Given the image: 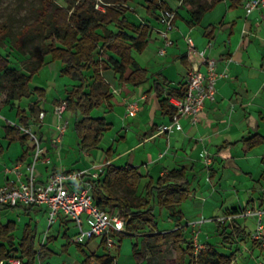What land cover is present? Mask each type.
Returning <instances> with one entry per match:
<instances>
[{
    "label": "crops",
    "instance_id": "0c3cea01",
    "mask_svg": "<svg viewBox=\"0 0 264 264\" xmlns=\"http://www.w3.org/2000/svg\"><path fill=\"white\" fill-rule=\"evenodd\" d=\"M98 1L102 3L101 0ZM152 1L128 0L127 3L130 11L129 19L143 26L145 22L151 30L147 48L142 53H133L138 65L147 71L148 80L141 85L128 83L127 79L132 73L131 70L126 72L122 80L112 69L102 73L109 85L111 96L109 103L104 104L102 108L106 107L111 117L114 116L116 120L103 118L112 126L111 131L116 127L115 123L120 122V125L119 131L111 134L109 148L104 151L99 164L93 165L90 169L77 170L53 161L60 158L62 163L65 162L62 158L65 152H68L66 147L71 142L68 128L60 143H55L57 137L55 108L58 105L54 106V101L65 99L66 92L78 85L77 81L65 85L63 88L65 91H59V94H63L62 97L55 99L49 107L43 105L46 97L40 98L35 95V102L28 108H21L18 111L23 110L29 113L32 104H40V116L29 126L42 140L44 150L35 165V178L39 184H46L50 176L55 173L89 171L91 174L100 175L108 164L118 167L127 165L138 167L139 172L146 177L143 184L149 179L157 180L173 170L186 168L191 183L190 198L198 194L197 189L193 188L196 182L202 192L209 194L210 200L216 199L215 210L225 212L224 218H222L223 215L209 218L202 216L200 221H191L189 224L186 223V214L182 209L184 203L179 207L185 216L183 225L188 227L187 240L190 239L188 235L192 239L191 234H194L195 240L199 238L200 242L201 234L199 233L200 237L197 235V229L201 226L204 229L219 219L225 220L223 223L226 224L234 222V220H226L230 217L229 211L264 210V16L258 10L247 15L245 4L248 0H156L157 6L151 9ZM131 4L141 5L142 12L135 14V7ZM202 6L207 7V11L203 13L199 21H195L194 12ZM165 9L175 11L176 18L174 27L169 33L172 44L166 47V54L161 56L160 50L165 46V42L159 36L158 29H161L159 18ZM101 10L104 11V7H101ZM187 37L192 38L199 50L209 47L208 56L217 61L216 72L219 78L216 98L214 101L206 102L197 123H193L191 118H183L182 130L172 127L162 132L163 128L171 126L174 114L172 117L166 116L161 111L155 83L163 89L164 96L172 91L186 90L188 72L199 63L197 58L191 60L188 56ZM102 58L108 59V56L104 54ZM201 70L205 71V68L202 66ZM46 93L48 95L47 89ZM62 104H64L63 101L59 103V106ZM132 104H137L134 117L127 114ZM7 107L5 105L0 110V114L8 117L5 124L0 123V126L4 128L2 139L7 142V146L6 142L0 143V163H3L2 155L13 144L20 143L23 149L17 159H10L9 162L3 163L2 171L0 170L2 173L0 187L18 185L20 181H26L27 169L31 165L30 157L35 153L34 146L30 142L28 144L20 141L11 142L6 137L5 127L17 124V118H20L13 110L12 113H7ZM42 113H44L43 124L40 123ZM11 117H14L13 120ZM64 117L69 121V126L76 119L75 115L67 109H65ZM21 134L24 135L22 132ZM106 134L103 135L102 141ZM75 135L77 137L76 133ZM255 136L260 143L249 147L245 140ZM77 140L79 145L78 137ZM100 145L97 149H100ZM39 162L42 166L40 168ZM14 168H17L15 172L12 171ZM79 186L74 185L71 188L77 189ZM224 195L230 197L225 199ZM17 208L24 209L25 214L30 217L33 213H47L48 209L45 206H36L29 211L27 207ZM233 216H237L235 218L237 223L245 227L251 235L249 242L240 243V252L245 245L253 256L258 249L264 252L260 245H253L252 234L256 230L257 219L238 217L239 214ZM249 219L255 222L251 231L248 228ZM69 222L74 223L70 218L61 216L56 223L49 226L48 212V227L46 231H43L46 238L49 237L54 225H59L60 233ZM169 222L173 228L160 232L167 233L175 230L170 218ZM29 224H36L39 232L42 230L40 222L32 221ZM102 240V238H94L80 245L89 250H96ZM116 240L117 245L108 249L107 253L115 258V264H120L118 254L112 251L116 248L120 250L123 241L120 242V235L116 236ZM209 244L207 242L201 247L204 249ZM168 245L171 244L164 245L163 249L165 250ZM247 252L245 251L246 254ZM245 253H243L244 256ZM132 258L134 259L133 255ZM258 260L260 264H264V257L262 261ZM144 264H147L146 259Z\"/></svg>",
    "mask_w": 264,
    "mask_h": 264
},
{
    "label": "trees",
    "instance_id": "16d2710c",
    "mask_svg": "<svg viewBox=\"0 0 264 264\" xmlns=\"http://www.w3.org/2000/svg\"><path fill=\"white\" fill-rule=\"evenodd\" d=\"M101 1L104 11L96 9L98 0H65L64 7L54 0H42V6L36 11V20L25 26L11 43L10 49L13 52L29 50L31 60L25 71L13 68L12 61L0 53V86L10 89V101L32 95L46 97V89L32 90L31 82L48 60L50 63L61 62V75L78 82V85L66 92L63 102L66 103V109L76 117L74 130L82 152L97 149L103 135L112 129L105 118L92 116L94 110L109 103L111 99L109 85L102 73L112 69L122 80L126 72L131 70L128 83L141 85L148 80L147 71L138 65L133 53H142L147 48L151 30L148 26L129 19L128 0ZM156 6V0H153L150 8ZM205 11L207 7L198 8L194 12V20L199 21ZM10 33L9 26L0 25V42L9 38ZM104 54L108 59L102 58ZM155 88L161 111L172 117L175 110L169 103V98L183 97L186 90L172 91L164 96L158 83H155ZM40 113V104L34 103L30 106L29 113L19 110L18 116L22 126L29 127L39 118ZM5 131L11 142H30L29 136L22 135L21 130L16 127L8 125ZM40 141L42 142L41 139ZM245 143L253 147L260 142L255 136L245 140ZM145 178L138 167L108 164L99 177L92 180L94 203L109 212L118 210L124 218L126 230L120 234V242L124 237L144 238L142 248L137 243L132 246L136 264L145 263L147 251L162 256L164 245L169 243L176 252L174 264H233L240 252V243L251 239L250 233L236 220L232 224L216 220V233L222 238L223 245L235 249L231 255L220 253L210 244L197 254L193 244L186 238L188 227L183 225L185 216L179 209L190 199L191 183L186 168L173 170L157 180L149 179L143 184ZM156 206L169 212L175 230L160 232L155 214ZM6 209L9 207H0V213ZM240 213L242 211L239 209L228 212L229 216ZM15 231L14 222L3 224L0 220V263L6 264L10 259H19L21 264H36L42 255L54 254L49 245L53 240L51 237L45 239L49 243L38 247L39 230L36 224L26 225L18 248L14 243ZM253 245L260 244L254 241ZM78 246L84 257L82 264H115V258L107 253L104 240L96 250L84 249L80 244Z\"/></svg>",
    "mask_w": 264,
    "mask_h": 264
},
{
    "label": "rangeland",
    "instance_id": "374dc122",
    "mask_svg": "<svg viewBox=\"0 0 264 264\" xmlns=\"http://www.w3.org/2000/svg\"><path fill=\"white\" fill-rule=\"evenodd\" d=\"M57 4L60 6H65V0H54ZM135 7V14H140L142 12V6L141 5H133ZM42 6V0H0V25L6 24L10 27L11 33L9 35V38H7L5 41L0 42V53H2L4 56H7L12 61V67L16 68L20 71H25L27 64L30 62V55L28 49H23L22 52H13L10 48L12 46V39L21 32V30L25 26H29L32 24L37 17V9H39ZM134 14V15H135ZM105 57V56H104ZM50 60L47 61V64L44 65L42 70L34 76L32 82H31V88H43L47 89L48 95L45 98V102L43 105L45 107H49L50 104L57 98L62 97L63 94H59V91H65L63 88L65 85H68L73 80L69 77H64L61 75V71L63 69V64L61 62H52L48 64ZM62 89V90H61ZM10 94V89L6 86H0V110L7 105L6 108L7 113H12L14 111L15 114L18 115V109L21 108H28L29 105L36 101V96L32 97H26L22 99L21 101H10L8 98ZM35 98V99H34ZM34 101H33V100ZM64 99H60L59 101H54V106L58 105L59 102L62 103ZM17 109V110H16ZM13 110V111H12ZM16 110V111H15ZM93 117H106L110 120H116L108 110H106V107H101L99 109H96L92 113ZM8 118V117H7ZM6 116L4 114H0V123L1 122H7ZM13 120L14 117H11ZM110 122V121H108ZM21 120L20 118H17V125L21 126ZM116 127L113 129V131L107 132L104 140L102 141L100 145V149L89 152H82L80 150V147L77 143V137L75 135V120L71 122L69 126V135L71 136V142L66 147L65 155L63 156V160L65 162H61L60 158L54 159V162H58L59 164H64L72 167L73 169L82 170V169H90L93 167V165H97L101 161V157L104 154V151H106L109 148V142L111 139V134L116 133L119 131V125L120 122L115 123ZM34 130V129H33ZM36 135L37 133L34 132ZM2 134H4V128L0 126V143L6 142L2 139ZM39 137V136H38ZM32 144V142L30 141ZM7 146V142H6ZM22 145L20 143H15L11 146L10 149L6 150V152L2 155L3 163L9 162L10 159H17L18 155L22 154L21 151ZM20 150V151H19ZM21 153V154H19ZM31 158V164L34 163L35 153L33 154ZM54 158V157H53ZM56 158V157H55ZM41 161V160H40ZM3 163H0V170L2 171ZM38 167H42L39 165ZM144 171V170H143ZM88 173H91L88 171ZM2 176V173H0V177ZM2 177L0 178L1 182ZM194 182V180H192ZM198 183L194 182V189H197V195L193 196L186 201L182 209L186 214V223H191V221H200L203 218H209L214 216H222L224 218V211L223 210H215L216 206V199L213 198V201L210 200L209 194H206V192H202L201 189H199ZM217 197V196H216ZM220 197V196H218ZM225 199L230 197L229 195H224ZM230 199V198H229ZM215 202V203H214ZM48 212L47 213H33L30 216L25 214L24 209L20 208H9L6 210H2L0 213V220L3 224H7L8 222H14L16 224V231L14 233V240L16 247L18 248L20 246V242L22 240V237L24 235V229L26 225L29 222L37 223L40 222V227L42 230L38 232V238H37V244L38 247L42 246L46 243L45 239V233L48 227ZM155 214L156 219L159 225L160 231H169L173 228L171 226V223L169 222V212L161 208L159 206H156L155 208ZM86 219V216H84ZM250 225L248 226L249 230H252L253 225H255L251 219L248 221ZM35 225V224H34ZM59 225H54L49 233V237L53 238V240L49 243L52 251L54 252L53 255L49 256H41L40 259L36 261V264H82L83 262V253L79 249L78 244L75 242L76 235L78 234L79 230L76 227V225L73 222H69L66 227H63L61 229V232L59 233ZM85 229L88 230V226L86 225L85 221ZM203 226L197 229V235L201 234V241L199 242L197 239V244L201 246L202 244H206L207 242L211 245L215 246L216 249L228 256L231 255L235 249H231L228 246H224L222 243V238H220L216 231L217 223L216 221L209 226L204 227ZM200 233V234H199ZM189 236L190 239H188V242L195 243V237L194 234ZM142 248L144 244V238L140 237H124L123 242L121 244V249L117 250L114 249L112 252L118 254L119 262L120 264H131L134 262L136 263V259L132 258L133 255V249L132 246L134 243H137ZM193 240V241H192ZM46 243V244H47ZM194 246V244H193ZM244 245H242L243 247ZM195 247V246H194ZM88 249V248H84ZM196 253L198 254L202 249L196 248ZM244 250V251H243ZM245 251H248L247 254ZM111 253V252H110ZM245 253L246 255L244 256ZM257 258H255V257ZM251 255V252L248 248H246V245L244 246V249L242 248L241 252L237 253L236 259L234 260L233 264H260V259L262 261V257H264V252H262L260 249L255 251V255ZM176 257V252L172 245H168L165 247L164 253L162 256H158L152 251H147L146 254V261L147 264H174ZM264 261V260H263Z\"/></svg>",
    "mask_w": 264,
    "mask_h": 264
},
{
    "label": "built area",
    "instance_id": "2783aa9c",
    "mask_svg": "<svg viewBox=\"0 0 264 264\" xmlns=\"http://www.w3.org/2000/svg\"><path fill=\"white\" fill-rule=\"evenodd\" d=\"M101 2L96 5V9L101 10ZM260 11L264 16V0H248L245 4L247 15L255 11ZM176 12L163 10L159 18L161 29H158L159 36L164 40L165 46L160 50V55L166 54V47L171 46L169 33L174 27ZM148 26L147 23H143ZM188 44V56L191 60L197 58L199 63L194 65L187 75V87L183 97L173 96L169 98V103L173 106L175 113L171 126L163 128L161 131L176 127L182 130L181 120L191 118L193 123H197L199 114L205 109L207 101H214L217 94V80L219 78L216 67L217 61L208 56V48L199 50L194 45L192 38H186ZM205 71L201 70V67ZM66 104L55 108L57 124L55 129L57 137L55 143H60L69 128V121L64 117ZM137 112V104H132L128 109V116L134 117ZM44 122V113L41 114L40 123ZM28 135L35 147L34 163L28 166V177L26 181H20L18 185H5L0 187V207L17 208L45 206L49 210V226H52L61 216H66L74 221L79 232L76 235L77 244H85L94 238H102L108 249L117 245L116 236L125 232V221L120 212H109L101 209L94 203L92 196V180L99 177L97 173L87 171H69L55 173L48 179L46 184H39L35 178V165L39 161L44 150L42 142L30 127L11 124ZM205 158L208 159L207 155ZM14 168L12 171H16ZM80 185L77 189L71 186ZM86 216V219H84ZM237 217V216H236ZM234 216L226 220H235ZM238 217L256 218L257 226L252 234L253 241L260 244L264 250V210H246ZM85 221L88 230L85 229ZM219 221L224 222L223 219ZM196 248L202 249L193 243ZM0 264H5L4 262ZM6 264H21L19 259H10Z\"/></svg>",
    "mask_w": 264,
    "mask_h": 264
}]
</instances>
